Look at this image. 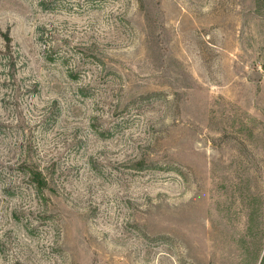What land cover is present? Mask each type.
Instances as JSON below:
<instances>
[{
	"label": "rangeland",
	"instance_id": "rangeland-1",
	"mask_svg": "<svg viewBox=\"0 0 264 264\" xmlns=\"http://www.w3.org/2000/svg\"><path fill=\"white\" fill-rule=\"evenodd\" d=\"M0 264H264V0H0Z\"/></svg>",
	"mask_w": 264,
	"mask_h": 264
}]
</instances>
